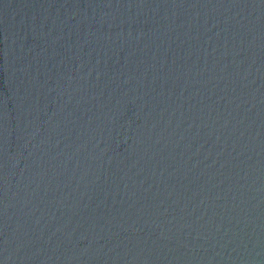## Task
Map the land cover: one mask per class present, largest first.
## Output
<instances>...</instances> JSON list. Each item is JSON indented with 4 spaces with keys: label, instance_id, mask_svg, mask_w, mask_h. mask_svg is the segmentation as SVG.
Listing matches in <instances>:
<instances>
[{
    "label": "water",
    "instance_id": "water-1",
    "mask_svg": "<svg viewBox=\"0 0 264 264\" xmlns=\"http://www.w3.org/2000/svg\"><path fill=\"white\" fill-rule=\"evenodd\" d=\"M0 264H264V0H0Z\"/></svg>",
    "mask_w": 264,
    "mask_h": 264
}]
</instances>
